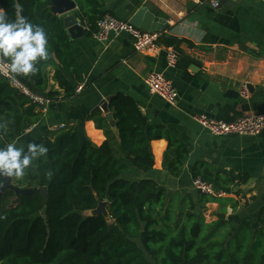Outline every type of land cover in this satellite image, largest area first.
Wrapping results in <instances>:
<instances>
[{"label": "trees", "instance_id": "1", "mask_svg": "<svg viewBox=\"0 0 264 264\" xmlns=\"http://www.w3.org/2000/svg\"><path fill=\"white\" fill-rule=\"evenodd\" d=\"M75 1L88 25L86 33L92 35L97 21L108 13L102 10L105 0ZM17 4L24 17L45 28L49 58L37 62L36 72L15 75L50 98H71L84 76L64 18L52 11L51 0H0L9 20L16 18ZM159 42L181 55L180 39L163 34ZM49 67L62 92L51 89ZM73 69L80 71L78 76ZM109 107L118 135L106 117L91 115L107 137L100 146L73 126L47 131L33 142L46 146L47 153L35 159L22 177L12 178L18 188L35 191L17 195L8 189L0 197V264H264V206L256 220L233 223L226 217L230 199L202 193L196 202L191 194L181 198L178 192L169 193L154 179L124 178L130 164L152 170V141L169 135L162 126L148 123L130 95L118 93ZM43 115L0 75V134L8 143ZM189 152L186 144L177 142L171 173H182ZM207 166H196L193 178L201 177L217 189L230 192L231 186L248 180L235 172L213 176ZM98 198L108 202L110 220L89 213ZM210 201L221 204L219 220L213 223L206 222L202 210Z\"/></svg>", "mask_w": 264, "mask_h": 264}, {"label": "crops", "instance_id": "2", "mask_svg": "<svg viewBox=\"0 0 264 264\" xmlns=\"http://www.w3.org/2000/svg\"><path fill=\"white\" fill-rule=\"evenodd\" d=\"M212 1H104L102 10L129 22L142 6L166 19L169 28L161 32L181 40L179 59L182 60L174 67L167 61L169 46L162 44L157 50L138 51L133 38L126 33H111L101 41L86 33L78 8L61 15L65 18L75 14L80 18L77 25L66 29L74 56L82 68L83 88L69 99L49 97L42 120L13 143L26 149L47 131H59L54 128L64 123L100 146L107 137L103 129L96 127L91 115L100 113L106 117V113L93 110L105 97L124 93L138 102L149 124L162 126L169 135L152 141L155 159L152 170L142 171L130 164L124 178L130 181L154 179L169 193L178 192L181 198L191 194L198 202L202 193L193 185L196 166L207 164L213 176L221 172L247 175L248 180L231 186L230 192L219 190L225 192L221 198L230 199L227 219L233 223L245 218L256 220L264 206V131L260 135L217 136L204 129L194 116L207 113L233 120L240 115L264 114V0H239L228 8L214 7ZM47 70L51 89L62 92L52 79L53 68ZM151 71L163 72L173 81L178 90L175 105L150 91L145 77ZM79 73L78 69H73L75 77ZM244 82L253 88L248 98L228 94V90L239 92L237 85ZM112 130L118 135V130L114 131L113 127ZM177 142L190 149L178 176L169 170L175 160ZM7 144L0 134V147ZM233 205H236L235 210ZM220 209L219 202H207L202 209L206 222L218 221Z\"/></svg>", "mask_w": 264, "mask_h": 264}, {"label": "built area", "instance_id": "3", "mask_svg": "<svg viewBox=\"0 0 264 264\" xmlns=\"http://www.w3.org/2000/svg\"><path fill=\"white\" fill-rule=\"evenodd\" d=\"M213 6L219 7L220 3L213 0ZM97 29L92 36L98 40H106L111 33H126L133 38L135 49L157 50L162 47L159 42L163 32L145 31L129 21L120 19L112 14H105L96 23ZM88 28V25H86ZM167 61L169 66H176L179 61V54L173 47H167ZM0 75L6 79L11 87L27 96L32 104L43 112L47 111L50 98L43 94L32 90L23 80L10 71V60L0 55ZM145 82L150 91L161 96L170 105H175L178 101V90L173 81L169 79L165 73L159 71H151L145 77ZM83 86L77 87V92L81 91ZM241 97L248 98L250 96V87L247 82L239 86ZM195 120L213 135H260L264 131V114L240 115L233 120H224L213 117L207 113H200L194 116ZM66 124H60L55 130H63ZM194 187L201 193L214 197H222L225 192L217 189L215 185L201 177L193 179Z\"/></svg>", "mask_w": 264, "mask_h": 264}, {"label": "clouds", "instance_id": "4", "mask_svg": "<svg viewBox=\"0 0 264 264\" xmlns=\"http://www.w3.org/2000/svg\"><path fill=\"white\" fill-rule=\"evenodd\" d=\"M48 43L45 28L24 17L18 4L14 20H9L7 11L0 8V55L10 60L13 74L36 72L37 62L49 58ZM47 151L46 146L36 143H29L27 150L15 143L0 147V175L22 177L25 169Z\"/></svg>", "mask_w": 264, "mask_h": 264}, {"label": "water", "instance_id": "5", "mask_svg": "<svg viewBox=\"0 0 264 264\" xmlns=\"http://www.w3.org/2000/svg\"><path fill=\"white\" fill-rule=\"evenodd\" d=\"M220 6L223 5L228 8L232 6V3H239V0H220ZM78 8L75 0H51V9L54 13L58 15H63L69 12H72ZM80 22V18H78L75 14H69L64 18V23L66 28H70L72 26L77 25ZM130 22L139 28L150 31H165L169 28V24L166 19L160 18L150 12L146 6H142L137 12L133 15ZM174 38V37H173ZM239 87V85H237ZM252 88V86H249ZM253 91V88L250 89ZM228 94L233 96L234 98L240 97V92L237 90H228ZM115 95H109L102 99V101L96 106L93 111L96 112H105L106 118L110 122V125L113 127L114 131L117 130L115 125V120L113 119V113L109 111V105L111 101L114 99ZM1 184H0V197L4 194V192L8 189L15 191L17 195L19 194H31L35 191L33 188H18L13 184V178L8 176L0 175ZM43 194L47 196V188H41ZM91 215H103L107 220H110V213L108 210V202L106 200H100L98 198V205L96 208L90 210Z\"/></svg>", "mask_w": 264, "mask_h": 264}, {"label": "rangeland", "instance_id": "6", "mask_svg": "<svg viewBox=\"0 0 264 264\" xmlns=\"http://www.w3.org/2000/svg\"><path fill=\"white\" fill-rule=\"evenodd\" d=\"M10 202H11V204H15L16 203L14 198L10 199Z\"/></svg>", "mask_w": 264, "mask_h": 264}]
</instances>
